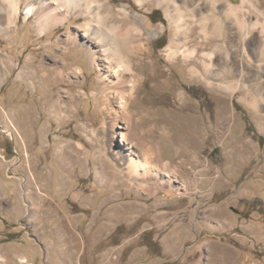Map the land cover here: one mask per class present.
Wrapping results in <instances>:
<instances>
[{
  "label": "rangeland",
  "instance_id": "rangeland-1",
  "mask_svg": "<svg viewBox=\"0 0 264 264\" xmlns=\"http://www.w3.org/2000/svg\"><path fill=\"white\" fill-rule=\"evenodd\" d=\"M16 2L0 0V241L24 249L7 245L8 262L264 264V136L236 100L264 83V0H81L46 16L26 14L44 0ZM98 24L140 35L148 52L131 104L141 108L131 132L155 147L144 180L111 151L131 143L107 128L105 82L82 45L101 55ZM73 35L78 45L64 43ZM63 61L78 83L57 77Z\"/></svg>",
  "mask_w": 264,
  "mask_h": 264
},
{
  "label": "bare ground",
  "instance_id": "bare-ground-1",
  "mask_svg": "<svg viewBox=\"0 0 264 264\" xmlns=\"http://www.w3.org/2000/svg\"><path fill=\"white\" fill-rule=\"evenodd\" d=\"M7 1H9V2L12 1V3L15 4L14 5L15 7L13 9L16 10V4H17L16 0H7ZM56 2H61L64 4V6H66V5L68 6L69 4H71V2L78 4L79 2H81V0H44V2L41 5H39V7L34 6V5H28L26 14L30 15L31 13H35L37 11L42 10V11H47V13L45 14V16H46V15L50 14L49 12H50L51 3H56ZM179 7L180 6H177V8H179ZM52 9L53 8H51V10ZM55 9H56V7H55ZM51 12L53 15L52 17H54V18L61 16L60 17L61 21H66V19L68 17L66 15H62L63 13L61 14L60 12H54V14H53V10ZM87 12L92 13L91 10H87ZM93 14H95V13H93ZM102 18H100V19L102 20ZM102 23H103V21H102ZM86 26H88V25H86ZM102 26H104L105 28ZM102 26H101V24H100V26H99V24L96 26H93L92 27V33H91L93 36H95V40L93 41L92 44L94 45V43H95V45L100 46V51H101L100 54L102 56L97 53L96 49L93 50L90 46H87L83 43H82V45L85 46V48L88 50L87 52L89 53L88 54L89 58L92 60V64H93L92 66H94L96 72L101 76L102 82L103 81L105 82L104 85L101 87V90L98 91V93L103 95V98L101 100V102L103 104L102 110L109 117L107 128H112L111 129L112 132H115L117 134H121L120 139H121V143H123V145L126 143H131V145H129L128 147L124 145V147L122 146L121 149H119V150L115 151L112 149L111 151L113 152L115 159H118V160L119 159H121V160L127 159L128 160V163H126L127 165H126V170H125L126 173L128 174V176L142 178L144 180L145 178H149V177L145 176L146 175L145 172L143 174L140 173L139 168L143 167V169H145V171H147L152 166L153 161L151 162L148 158H150V159L152 158V155H150V153H151L150 148H155V147H152L149 143H147V139H146L147 136L144 133H141V134L137 133L136 134V133L131 132V129H132L133 125L135 124L134 116L136 115V112L141 111L140 106H138L135 109L136 112H133V108H135V107H134V105H131V104H132L133 94H135L134 92L136 91V86L138 84V79L141 76V72H143L142 71L143 69L138 70V67L141 64L146 65L145 64L146 61H144L142 63L140 57H142V59H143L144 54L148 53V52H146L145 43L141 39L140 35H136V36L132 35V36H126V37H121V36L114 35V34L111 35L113 32L111 34L108 33L109 32V27H108L109 25L106 27V25L102 24ZM90 31H91V29H90ZM77 41L78 40H77V37L75 35L68 36L67 38L64 39V43L71 42L72 46L78 45ZM138 54H140V55L138 56ZM88 61H89V59H88ZM71 65L72 64H70L69 62L64 63V61H63V63L61 64V67H59V71H58L59 73L57 72V77H60V78L65 77L64 78L65 81L68 82L69 84H76V82L78 83V81H73L72 79H66V76H64V71L66 69H68ZM198 71L196 70V67H191L189 73L192 75H197ZM206 72H207V70H206ZM208 73L210 75L212 73V71L209 70ZM126 74H130V77H126ZM224 76H226V74H224ZM42 77L45 80H48L50 75L47 72L46 73L44 72ZM59 80H60L59 78L53 77L50 80L51 82L49 85L55 86V85L60 83ZM233 88H234V86H231V89H233ZM70 95H71V92H70ZM70 95L68 96L69 97V99L67 100L68 103H66L65 106L63 107L65 109H62L64 111H68L69 110V108H68L69 104L75 105L76 101L78 100L77 99L79 97L78 93H74L72 96H70ZM96 95H98V94H96ZM58 104L59 103H56L55 107H57V106L59 107L60 105H58ZM27 108H29V107H27ZM61 108H62V105L59 107L60 111H61ZM24 109L27 110L26 108H24ZM31 115H32V113H31ZM119 121H121V122L123 121L122 123L127 124V127H128L127 132L118 131V129H116L117 126L120 127V125L117 123ZM7 131H9V130L7 129ZM156 133H157V135H159V133L157 131H156ZM104 143L106 144V146H103V147H105V149L103 151L105 154L107 148H110L107 146L108 144L110 145V143L108 142V144H107L106 142H103V144ZM129 147L142 148L143 150L142 149L141 150L145 154L144 158L141 159L139 157H136L135 152L130 150ZM111 148H112V145H111ZM108 174H112V173L108 172L107 175ZM112 175L114 176V174H112ZM24 191H25L24 197H25V200H27L28 192L26 189ZM39 194H41V193H39ZM43 203L48 207L51 206L47 199ZM40 204L41 203L34 204L33 205L34 210H36V211L42 210V207ZM52 215L55 217L51 221L53 223L52 225L59 224L58 222H57V224L54 223V221L58 220V212L53 211ZM61 221H63V220H61ZM49 223H50L49 221L45 222L46 225H49ZM62 225L64 226L63 222H61V226Z\"/></svg>",
  "mask_w": 264,
  "mask_h": 264
},
{
  "label": "crops",
  "instance_id": "crops-1",
  "mask_svg": "<svg viewBox=\"0 0 264 264\" xmlns=\"http://www.w3.org/2000/svg\"><path fill=\"white\" fill-rule=\"evenodd\" d=\"M264 55V53H263ZM257 89L256 90V94L252 93L250 89ZM263 88L264 90V83L262 81L260 82H253L251 84H249L246 87V91L244 92V94H240L239 98L236 99L238 102V105L240 107H242V109L245 111L248 119L253 123L254 128L256 131H258V133L261 136H264V100L263 102H261L262 98H258V95H264V91H261V93L259 92V89ZM254 97V98H253ZM5 163H3V161L0 160V182H2V176H3V170L5 171L6 167L4 166ZM1 184V183H0ZM5 237V236H3ZM65 240L69 241V246L74 243L75 241L73 240L71 235H68ZM5 242H9V240L7 241H0V261L4 262V264H12L11 262H8L7 260V249L9 244L7 245H2ZM76 245V244H75ZM9 250L11 248H19V250L21 249V251H23L24 249L21 248L22 246H11L9 245ZM32 249L31 247L28 246V250ZM8 250V251H9ZM18 249L15 250V252H17ZM14 252V254H15ZM21 262H24V259H19ZM23 260V261H22ZM15 262H13L14 264Z\"/></svg>",
  "mask_w": 264,
  "mask_h": 264
},
{
  "label": "trees",
  "instance_id": "trees-1",
  "mask_svg": "<svg viewBox=\"0 0 264 264\" xmlns=\"http://www.w3.org/2000/svg\"><path fill=\"white\" fill-rule=\"evenodd\" d=\"M143 236H144V235L141 236L142 241H143L142 243L145 244V245H147V246L149 247L151 244H150L149 242H147L146 239H144Z\"/></svg>",
  "mask_w": 264,
  "mask_h": 264
}]
</instances>
